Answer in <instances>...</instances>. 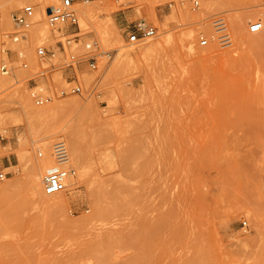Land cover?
Returning a JSON list of instances; mask_svg holds the SVG:
<instances>
[{"label":"rangeland","instance_id":"rangeland-1","mask_svg":"<svg viewBox=\"0 0 264 264\" xmlns=\"http://www.w3.org/2000/svg\"><path fill=\"white\" fill-rule=\"evenodd\" d=\"M196 1L80 3L77 42L59 51L54 43L68 31L45 23L58 0L12 9L0 0V65L11 66L0 71V264H264V0ZM26 4L45 28L32 20L31 37L13 42L11 13ZM82 5L110 9L87 21ZM218 17L230 44L200 45ZM137 20L155 33L129 44L124 28ZM255 21L261 29L249 32ZM42 43L58 67L39 76ZM85 43H95L92 60L59 67L71 52L89 55ZM34 84L50 102H77L60 117L76 128L83 178L64 120L46 137L29 134L19 98L36 106ZM74 84L78 92L58 93ZM57 137L77 183L65 182L51 208L29 190L16 153L37 158Z\"/></svg>","mask_w":264,"mask_h":264},{"label":"built area","instance_id":"built-area-1","mask_svg":"<svg viewBox=\"0 0 264 264\" xmlns=\"http://www.w3.org/2000/svg\"><path fill=\"white\" fill-rule=\"evenodd\" d=\"M99 2L100 0H58L56 4H52L45 9V23L51 28L52 31L59 32L65 27L67 34L58 35L64 37L63 40L57 39L54 43L55 47L59 51H64V46H70L76 44L77 34L79 30L78 25V7L80 3L86 2ZM193 7H197L198 3L196 0H189ZM35 14V9L33 5L26 4L20 10L11 13V20L16 29L10 36L13 42H17L20 36V31H24L27 27L31 26L32 20ZM215 33L210 35L199 34L198 42L200 45H207L210 40H216L219 44L229 45L230 36L226 31V25L222 18H216L213 21ZM261 29V23L258 21L250 23L248 26L249 32H258ZM124 31L126 33V42L129 44H137L143 42L144 40L152 37L155 33V28L144 20H137L128 24ZM95 43H85V50L89 55L84 57H77V55L72 52L64 59L62 64L59 66L61 68H72L74 65L78 64L82 58L86 61L93 59V54L91 53ZM53 47L45 46L44 43L36 46L35 55L44 64V67L40 71V75H44L46 72H50L54 68L58 67L54 65L51 61L53 56ZM94 66L93 64H90ZM23 66L26 64L23 62ZM0 71L3 74H9L11 71V66L7 63L2 62L0 65ZM32 81L33 78L31 79ZM80 90L77 84L66 86L64 89L58 91L60 95L75 93ZM30 96L33 103L36 106H41L52 100V95L48 91L44 90L37 85L30 87ZM37 156H41V151L37 150ZM50 155L56 165V168L46 174L41 178V185L44 194L52 195L64 188L66 178L69 175L74 174V168L70 163L69 153L65 141L61 137H57L50 146ZM4 173L0 171V180L4 178Z\"/></svg>","mask_w":264,"mask_h":264},{"label":"bare ground","instance_id":"bare-ground-1","mask_svg":"<svg viewBox=\"0 0 264 264\" xmlns=\"http://www.w3.org/2000/svg\"><path fill=\"white\" fill-rule=\"evenodd\" d=\"M35 1V4H45V3H52L56 0H7V8L12 9L15 8L19 5H21L23 2H33ZM213 2V1H212ZM106 5V4H105ZM103 6V5H97V6H87V5H82L79 7V10L84 16L87 21H90L91 17L97 13V14H103L109 11L110 8L112 10H118L119 8H116L115 5H110L108 6ZM46 6V5H45ZM111 11V10H110ZM189 14V13H188ZM192 14V12L190 13ZM9 17L4 15L5 23L8 25L9 24ZM105 18V17H104ZM34 23L33 25L35 27H39L40 29H44V21L43 18L41 17L40 14L36 11L33 17ZM111 23L113 24V21L111 19ZM28 28V27H27ZM25 29L23 32H21L20 36L22 39H26L31 37V32L30 28ZM106 30V29H105ZM29 31V33H28ZM32 61V60H31ZM3 77V76H2ZM2 78H0L1 80ZM21 100L19 103L22 105L21 107L23 110V116H25V121L26 125L28 127L29 134L31 136L36 137V139L41 138V137H46L47 135L50 134V131H53V128L55 125H59V123L64 120L62 116L63 111L66 109V107L70 106H75L76 101H54V102H48L49 104L46 103V105H41V106H34L31 104L29 100L19 98ZM66 103V104H65ZM88 104V103H87ZM89 106V104H88ZM70 119V118H69ZM68 120L65 119L64 122L62 121V126L65 128V136L67 138V141L69 143V146L71 148V153L73 155V158L76 161V167L78 170V178H83L85 174L87 173V167L86 164L82 162L81 156H80V147H79V140H78V135L76 128L70 125ZM75 124V123H74ZM56 127V126H55ZM50 144L49 142H44L40 146V151L41 156H38L37 158L31 159L28 155V152L24 150L23 148L17 150V155L19 158V161L21 162V165L23 166L24 170L26 171L27 175V184L29 190H31L32 193L35 192H43L41 190V186L39 185V180L40 176L52 171L55 169L56 165L50 155ZM67 146V145H66ZM68 149V148H67ZM38 150V148H37ZM69 153V151H68ZM70 158V155H69ZM71 163V162H70ZM76 172L74 169V174L67 176L66 178V184L70 186V188H74L76 185L77 181L74 178ZM42 178V177H41ZM65 186V185H64ZM61 191V190H60ZM58 191L57 193H59ZM44 193V192H43ZM46 195L49 200H47V205L48 207L54 208L55 206H58L57 202L52 200L51 197L53 195ZM51 199V200H50ZM59 207V206H58ZM98 212V210H97ZM96 212V213H97Z\"/></svg>","mask_w":264,"mask_h":264}]
</instances>
